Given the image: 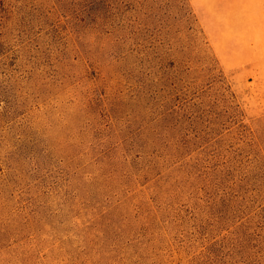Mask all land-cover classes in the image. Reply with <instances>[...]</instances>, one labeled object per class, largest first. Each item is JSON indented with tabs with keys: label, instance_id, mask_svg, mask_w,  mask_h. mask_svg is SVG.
<instances>
[{
	"label": "rangeland",
	"instance_id": "374dc122",
	"mask_svg": "<svg viewBox=\"0 0 264 264\" xmlns=\"http://www.w3.org/2000/svg\"><path fill=\"white\" fill-rule=\"evenodd\" d=\"M0 264H264V0H0Z\"/></svg>",
	"mask_w": 264,
	"mask_h": 264
}]
</instances>
